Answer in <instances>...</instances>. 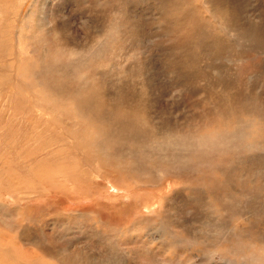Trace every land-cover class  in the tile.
I'll return each instance as SVG.
<instances>
[{"label":"rangeland","instance_id":"374dc122","mask_svg":"<svg viewBox=\"0 0 264 264\" xmlns=\"http://www.w3.org/2000/svg\"><path fill=\"white\" fill-rule=\"evenodd\" d=\"M249 119L264 0H0V264H264Z\"/></svg>","mask_w":264,"mask_h":264},{"label":"bare ground","instance_id":"6f19581e","mask_svg":"<svg viewBox=\"0 0 264 264\" xmlns=\"http://www.w3.org/2000/svg\"><path fill=\"white\" fill-rule=\"evenodd\" d=\"M74 53H72L71 55H73ZM57 64V63H56ZM57 66H61V64L59 65V64H57ZM227 97V96H226ZM229 99V98H228ZM141 116V115H140ZM140 116H138V118L140 117ZM232 119V118H231ZM226 120V119H225ZM253 120L252 119H249L248 121H244L243 123H244V125L245 126H248L249 128L248 129H250V130H248V131H243V132H233L234 134H236L237 135V137H238V135L240 134V135H242V136H252L253 135V137H254V140H252V141H248V146H251L252 144H257V143H259V142H261L262 144L264 143V139L261 137V135L259 134V129L261 128V126L259 125V124H256L255 123V125H254V127H253ZM117 123V122H116ZM123 123V122H122ZM125 123V122H124ZM146 123V122H145ZM238 124H240V120H239V123ZM119 125H121V124H119ZM138 125V124H137ZM123 127V126H122ZM125 128V127H124ZM220 128V127H219ZM111 129V128H110ZM122 129V128H121ZM120 131V130H119ZM211 131H213V130H211ZM261 131V130H260ZM115 132V131H114ZM114 132H112V133H114ZM116 133V132H115ZM121 133V132H120ZM111 134V133H110ZM132 134V133H131ZM138 134H141V133H138ZM208 134V133H207ZM118 135V134H117ZM136 135V134H135ZM221 135H223V134H221ZM120 136H121V134H120ZM133 136V135H132ZM146 137H147V135H146ZM191 140L189 141V142H191V143H186L185 144V142L186 141H183V143L180 145V144H176L174 147H172L171 149L172 150H174V151H176V150H184V151H189V153L188 154H186L187 155V157L190 159V161H191V163H193V165H194V163L195 162H200L201 160H205L206 159V155L208 154V151H209V148L212 146V145H215V148L217 149V150H221L222 149V144L220 143V141L218 140V141H216V142H214V143H212L209 139H208V137L205 135V134H202V133H195V132H193V134L191 135ZM252 137V138H253ZM119 138V137H118ZM136 138V137H135ZM148 138V137H147ZM153 139V141H152V144H151V146H153L154 147V145L155 144H157V145H159V146H161V147H163L164 146V144H162L157 138H155V137H152ZM160 138V137H159ZM107 139H108V137H107ZM140 139V138H139ZM150 139V138H149ZM227 139V138H226ZM237 139V138H236ZM239 139V138H238ZM144 140H146V139H144ZM163 140V139H162ZM110 141V140H109ZM108 141V142H109ZM138 141V140H137ZM148 141H146V143H147ZM235 141L233 140V141H231L230 142V144H228V148L229 147H232V148H234L233 146L235 145V143H234ZM111 143V142H110ZM141 143V145H139V146H141V147H145L146 146V143H142V141L140 142ZM260 143V144H261ZM109 144V143H108ZM243 144V143H242ZM151 146L149 147V149H151ZM259 147V146H258ZM261 147V146H260ZM103 148V147H102ZM127 149V148H126ZM167 149V148H166ZM133 150H135V149H133ZM152 150H153V148H152ZM211 150V149H210ZM224 150V149H223ZM227 151V150H226ZM134 152H137V154H134V155H136V156H144V154L142 155L141 154V152H142V150H140V151H134ZM220 153V152H219ZM227 153H228V151H227ZM152 154V153H151ZM221 154V153H220ZM218 155V154H217ZM216 155V156H217ZM157 156V155H156ZM184 156V155H183ZM182 156V157H183ZM211 156H213V155H211ZM222 156V155H221ZM213 157H215V156H213ZM140 158V157H139ZM150 158H152V160L154 161V158L153 157H150ZM186 159V158H185ZM253 159V158H252ZM146 161V160H145ZM186 161V160H185ZM187 161H189V160H187ZM189 161V162H190ZM218 161H220V160H218ZM183 162V161H182ZM142 163V162H141ZM145 162H143L142 164H144ZM153 163V162H152ZM151 163V164H152ZM220 163V162H219ZM222 163V162H221ZM230 163V162H229ZM164 164V163H163ZM150 165V164H149ZM178 165V164H177ZM197 165V164H196ZM201 165V164H200ZM216 165V164H215ZM206 166V165H205ZM158 167V166H157ZM215 167V166H214ZM220 167V166H219ZM141 171H142V169H141V165H139V167H138ZM160 168V167H159ZM216 168V167H215ZM147 170V166L146 165H144V167H143V172H145ZM209 170V169H208ZM211 170V169H210ZM222 170V169H221ZM160 171V170H159ZM249 172V171H248ZM147 173H148V171H147ZM158 173V172H157ZM213 173V172H212ZM224 173V172H223ZM211 174V173H210ZM206 175V174H205ZM208 178V177H207ZM156 181V180H155ZM139 184V183H138ZM208 185V184H207ZM141 186V185H140ZM139 186V187H140ZM172 181H170L169 179L167 180V182H166V184H165V188L166 189H168V190H170L171 188H172ZM134 188V187H133ZM173 189V188H172ZM214 191V190H213ZM159 193V192H158ZM171 196V195H170ZM152 197H154V196H152ZM163 198V197H162ZM230 200V199H229ZM159 201V200H158ZM163 201V200H162ZM240 201V200H239ZM160 202V201H159ZM235 202V201H234ZM150 206V205H149ZM157 206V205H156ZM159 206H160V204H159ZM217 207H215V208H213V206L212 207H210V211H211V213L214 215H219V214H221V213H223L222 212V209H220V208H218V209H216ZM235 208H237V207H235ZM206 209H208V208H206ZM234 210V209H233ZM162 211V210H161ZM209 211V210H208ZM221 211V212H220ZM236 211V210H235ZM231 212V211H230ZM145 213V212H144ZM143 213V214H144ZM155 213V212H154ZM137 214V213H136ZM147 214H150V212L149 213H147ZM146 214V215H147ZM140 216V215H139ZM218 217V216H217ZM162 218V217H161ZM159 226V225H158ZM169 226V225H168ZM164 227V226H163ZM222 235V234H221ZM226 236V235H225ZM9 257V256H8ZM11 261V260H10Z\"/></svg>","mask_w":264,"mask_h":264}]
</instances>
